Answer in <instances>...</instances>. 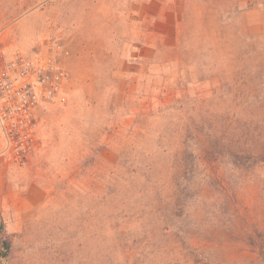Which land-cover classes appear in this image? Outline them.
Here are the masks:
<instances>
[{
  "label": "rangeland",
  "instance_id": "rangeland-1",
  "mask_svg": "<svg viewBox=\"0 0 264 264\" xmlns=\"http://www.w3.org/2000/svg\"><path fill=\"white\" fill-rule=\"evenodd\" d=\"M131 1L0 0V53L65 48L72 76L25 166L0 143L3 264H264V156L240 151L264 120V0H164L181 9L142 58L93 40Z\"/></svg>",
  "mask_w": 264,
  "mask_h": 264
},
{
  "label": "built area",
  "instance_id": "built-area-1",
  "mask_svg": "<svg viewBox=\"0 0 264 264\" xmlns=\"http://www.w3.org/2000/svg\"><path fill=\"white\" fill-rule=\"evenodd\" d=\"M65 48L12 55L0 53L1 153L18 167L37 147V114L45 105L65 103L72 76Z\"/></svg>",
  "mask_w": 264,
  "mask_h": 264
},
{
  "label": "crops",
  "instance_id": "crops-1",
  "mask_svg": "<svg viewBox=\"0 0 264 264\" xmlns=\"http://www.w3.org/2000/svg\"><path fill=\"white\" fill-rule=\"evenodd\" d=\"M136 2H128L124 8L112 14L114 15H111L112 18L114 17L117 23L113 26L110 24L108 27L98 28L96 31L98 37L95 36L94 42L107 40L108 43L117 41L134 43L140 51L138 56L142 58L143 44L147 49L146 45L150 36H154L156 41H163L164 32L159 31V28L165 25L166 18H173L169 11L181 9V6L167 7L164 0L154 1L152 4H149L148 0L145 2L137 0ZM91 54H95L94 51L85 46L82 50L83 57Z\"/></svg>",
  "mask_w": 264,
  "mask_h": 264
},
{
  "label": "trees",
  "instance_id": "trees-1",
  "mask_svg": "<svg viewBox=\"0 0 264 264\" xmlns=\"http://www.w3.org/2000/svg\"><path fill=\"white\" fill-rule=\"evenodd\" d=\"M260 103L261 104L258 106H252L251 109L253 110V108H256V109L263 108L264 101H261ZM248 107H250V105L247 106V108ZM249 128H250L249 132L247 133V135H245V137L246 138L249 136L252 137V142L248 141V140H251L249 138L248 140L247 139L241 140L243 145H242V150L240 151H241V154L243 155L247 154L246 152H248V154H250L254 160H258L260 157L264 156V142L261 139L262 138L261 134L264 129V120L259 121V123H257L254 127L250 123ZM245 144L246 145L250 144V145L249 147H246L244 146ZM220 156L222 155L220 154ZM10 251H11V242L9 241L8 236L6 235L3 229V225H2L0 229V264H3V260L9 256Z\"/></svg>",
  "mask_w": 264,
  "mask_h": 264
}]
</instances>
